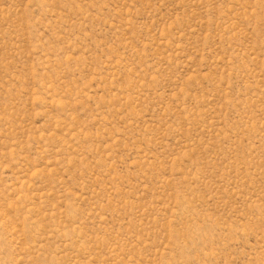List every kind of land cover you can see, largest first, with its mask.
<instances>
[{
	"label": "rangeland",
	"instance_id": "obj_1",
	"mask_svg": "<svg viewBox=\"0 0 264 264\" xmlns=\"http://www.w3.org/2000/svg\"><path fill=\"white\" fill-rule=\"evenodd\" d=\"M0 264H264V0H0Z\"/></svg>",
	"mask_w": 264,
	"mask_h": 264
}]
</instances>
